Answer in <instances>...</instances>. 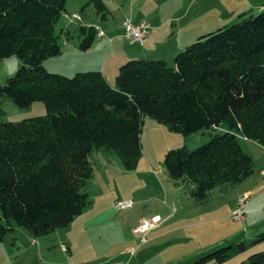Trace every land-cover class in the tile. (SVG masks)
Instances as JSON below:
<instances>
[{
  "label": "trees",
  "instance_id": "1",
  "mask_svg": "<svg viewBox=\"0 0 264 264\" xmlns=\"http://www.w3.org/2000/svg\"><path fill=\"white\" fill-rule=\"evenodd\" d=\"M66 2L0 0V61H21L0 85V117L3 98L18 108L37 101L45 107L43 115L0 122V243L15 227L39 237L81 214L89 203L84 187L93 152L112 151L125 170L135 169L145 118L182 135L208 131L203 145L171 148L162 158L168 179L187 187L195 201L254 173L238 142L264 146V10L197 37L176 52L171 67L161 59H129L110 85L97 69L65 76L45 68L46 58L61 53L53 30ZM86 4L105 18L102 0ZM80 21L60 32L76 31L85 51L97 32ZM263 240L264 231L253 242ZM244 246L217 248L197 262H222ZM241 264H264V251Z\"/></svg>",
  "mask_w": 264,
  "mask_h": 264
},
{
  "label": "rangeland",
  "instance_id": "2",
  "mask_svg": "<svg viewBox=\"0 0 264 264\" xmlns=\"http://www.w3.org/2000/svg\"><path fill=\"white\" fill-rule=\"evenodd\" d=\"M88 1L67 0L64 4V14L53 30L59 35L61 53L46 58L47 71L71 76L73 71L70 70L76 66L101 58L94 50L85 54L79 49L82 37L76 31H71L67 37L60 32L65 26L70 30L77 27L78 22L70 24L64 18L74 12L83 18L82 23L98 26L109 36L122 33L125 19L130 18L132 22L143 19L153 25L164 24L170 32L183 29L184 34H190V44L201 35L235 24L241 14L248 17L264 10V0H102L106 7L105 18H102L93 4H86ZM103 39L100 51L107 56L111 48L106 37ZM119 40L123 49H130L132 53L142 48L144 52L147 47L146 44L131 46L127 40ZM162 53L164 51L159 53L160 57L152 59L164 60L171 67L173 57L168 59L167 54ZM132 55L130 58H141ZM20 65L21 61L14 56L1 60L0 85ZM1 110L4 115L0 122L45 113L40 101L18 108L7 98L2 99ZM144 120L137 167L125 170L112 151L93 152L90 155L93 174L84 187L89 203L81 214L67 227L39 237L15 227L0 243V264H241L250 254L264 251V240L253 242L264 231V146L239 138L238 143L253 159L254 173L239 184L213 188L203 201L197 202L190 197L187 187L168 179L162 158L171 148L194 149L203 145L209 140L208 131L182 135L170 132L151 118ZM243 192L250 196L243 210L245 220L234 221L230 213ZM124 199L131 200L133 205L118 211L114 204ZM154 215H158L160 222L149 230L146 241L141 243L133 228ZM241 242L245 249L238 254L230 252L222 262H197L217 248ZM127 247L134 248L135 253L127 254Z\"/></svg>",
  "mask_w": 264,
  "mask_h": 264
},
{
  "label": "crops",
  "instance_id": "3",
  "mask_svg": "<svg viewBox=\"0 0 264 264\" xmlns=\"http://www.w3.org/2000/svg\"><path fill=\"white\" fill-rule=\"evenodd\" d=\"M74 13H76V12H74ZM82 20H83V18H82ZM82 20L80 21L81 24L87 25V26L89 25V24L82 23ZM140 21H143V19ZM144 21H146V20H144ZM137 22H139V21H137ZM137 22H134V23H137ZM146 22H148V21H146ZM148 24L150 25V27H149L150 28L149 39L146 40L147 41L146 43H144L143 45H140V46H144L146 44L147 47L144 49V52H143V48H142L141 50L137 49L135 53H132L134 51H130V49H125V48L123 49V47L121 46V43H119V41H120L119 39L126 41V39L123 37V31L119 36H109V34H106L104 32V30H102L98 26H95L96 32H98L99 30H102L104 32V35L103 36H96L95 41L92 42L91 47L85 51L82 50V52H85V54H87V53L94 50L96 52V54H99V56L101 55V58L97 57L93 61H89V63L82 64V66H79V67L76 66L75 69L70 70V71H73L72 73H74L76 71L86 69L87 67L88 68L95 67L93 69L100 70L103 73V75L105 76V79L107 80L106 82H108L110 85H112L111 83H114L113 81H114L115 76L117 74V70H118L117 68L122 63L126 62L129 59H132V58H130V57H133L132 54L140 55L141 58H144V59H152L155 56L157 57V55L160 57L159 53H161V51H164V53H162V54H164V55L167 54L168 59H170L172 57L174 59L176 52L180 51L181 49H183L185 46H187L189 44L190 34H188V33L184 34L183 29H178V30H176V32H170L169 29L164 28V26H165L164 24L157 23V24L153 25L150 22H148ZM66 27L67 26H65L64 28H66ZM174 33H175V35H174ZM70 34L71 33H69L68 35L65 34V36L67 37ZM104 37H106L107 43H109V45H110V48H111L110 53L113 52L112 55L109 53L107 56H104L105 55L104 52L102 53L100 51L101 46L103 44L102 42L105 41V39H103ZM113 42H115V43H113ZM133 45L134 44H131V46H133ZM76 69H78V70H76ZM145 121L146 120H144L143 123H145ZM154 216H158V215H154ZM143 220H145V219H143ZM149 233L150 232L148 231L146 233V235H148ZM129 249L135 250L134 248L127 247L125 249V252L127 254H130L129 252H127V250H129ZM130 255H132V254H130Z\"/></svg>",
  "mask_w": 264,
  "mask_h": 264
},
{
  "label": "built area",
  "instance_id": "4",
  "mask_svg": "<svg viewBox=\"0 0 264 264\" xmlns=\"http://www.w3.org/2000/svg\"><path fill=\"white\" fill-rule=\"evenodd\" d=\"M80 15L77 13H74L71 17L67 16V20L70 23L80 21L81 18ZM150 25L146 21H139L137 23L131 22L130 19H125L122 22V30H123V37L127 40V42L131 44H139L143 45L146 43L149 39V32H150ZM104 32L102 30H99L97 32V36H103ZM248 193L243 192L240 194V196L237 199V204L235 207L232 208V211L230 213L231 218L234 221H241L245 220V216L243 213L244 207L250 202V196L247 195ZM115 207L118 211H124L128 208H130L133 205V202L129 199L124 200H117L115 202ZM160 222V219L158 216H153L151 220H143L138 226L133 228V232L137 235L138 239L141 243L146 241V233L156 228L158 223ZM34 240H32L33 242ZM134 250L129 249L127 252L130 254H133Z\"/></svg>",
  "mask_w": 264,
  "mask_h": 264
}]
</instances>
